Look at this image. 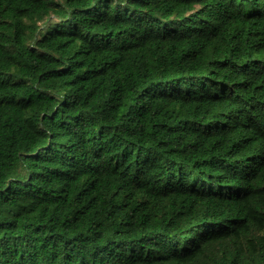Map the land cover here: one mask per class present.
Returning a JSON list of instances; mask_svg holds the SVG:
<instances>
[{
  "label": "trees",
  "instance_id": "16d2710c",
  "mask_svg": "<svg viewBox=\"0 0 264 264\" xmlns=\"http://www.w3.org/2000/svg\"><path fill=\"white\" fill-rule=\"evenodd\" d=\"M0 264H264V0H0Z\"/></svg>",
  "mask_w": 264,
  "mask_h": 264
}]
</instances>
